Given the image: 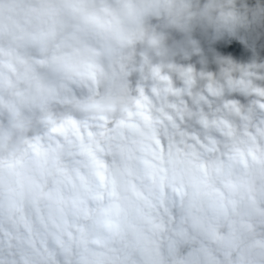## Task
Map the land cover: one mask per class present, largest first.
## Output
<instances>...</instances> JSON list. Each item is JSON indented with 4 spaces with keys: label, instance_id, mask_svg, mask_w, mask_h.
I'll list each match as a JSON object with an SVG mask.
<instances>
[{
    "label": "clouds",
    "instance_id": "9594fccd",
    "mask_svg": "<svg viewBox=\"0 0 264 264\" xmlns=\"http://www.w3.org/2000/svg\"><path fill=\"white\" fill-rule=\"evenodd\" d=\"M0 264H264V0H0Z\"/></svg>",
    "mask_w": 264,
    "mask_h": 264
}]
</instances>
